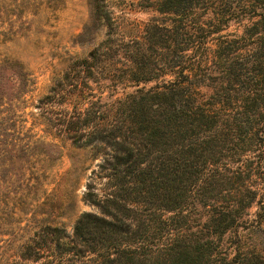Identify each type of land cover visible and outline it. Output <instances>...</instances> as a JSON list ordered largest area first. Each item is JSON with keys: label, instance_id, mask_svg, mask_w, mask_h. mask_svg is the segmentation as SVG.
<instances>
[{"label": "trees", "instance_id": "1", "mask_svg": "<svg viewBox=\"0 0 264 264\" xmlns=\"http://www.w3.org/2000/svg\"><path fill=\"white\" fill-rule=\"evenodd\" d=\"M147 3L165 21L151 18L140 40L116 44L103 0L89 3L104 37L72 56L62 79L76 89L80 74L92 81L108 64L135 89L115 99L75 91L84 98L59 125L73 144L107 149L99 192L87 183L82 195L99 214L81 212L70 234L39 226L18 250L29 264H264V0ZM220 3L240 7L245 21L210 47L226 25L213 10ZM4 61L0 124L31 83Z\"/></svg>", "mask_w": 264, "mask_h": 264}, {"label": "rangeland", "instance_id": "2", "mask_svg": "<svg viewBox=\"0 0 264 264\" xmlns=\"http://www.w3.org/2000/svg\"><path fill=\"white\" fill-rule=\"evenodd\" d=\"M90 1L0 0V82L10 74L6 58L17 64L31 82L23 86L17 99L11 100L9 109L5 108L9 119L0 124V133L5 134V140L0 141V264H29L19 257L18 250L42 224L60 226L70 234L81 212L99 214V209L84 201L82 195L87 183H94L99 192L104 179L99 177L98 164L107 149L73 144L59 123L69 115L74 98H84L75 94L78 89L83 94L93 92L115 99L132 92L135 86L126 80L122 70L107 72L108 64L93 70L92 81L82 79L80 74L76 89L62 79L71 57L86 54L104 37L105 27L90 19ZM150 1L103 0L113 44L140 40L151 18L159 23L165 21L147 3ZM27 3L36 5L19 12ZM239 9L228 3L213 5L226 25L213 33L210 47L217 35L229 38V34H239L246 16ZM14 87L10 86L9 91ZM53 90L57 93L53 99H45ZM255 211L252 206L248 218Z\"/></svg>", "mask_w": 264, "mask_h": 264}]
</instances>
